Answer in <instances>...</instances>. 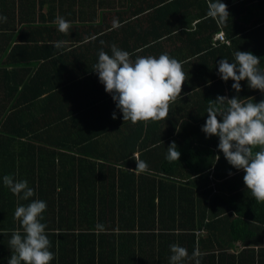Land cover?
Instances as JSON below:
<instances>
[{
    "label": "crops",
    "instance_id": "1",
    "mask_svg": "<svg viewBox=\"0 0 264 264\" xmlns=\"http://www.w3.org/2000/svg\"><path fill=\"white\" fill-rule=\"evenodd\" d=\"M208 2L45 0L42 3V0H0L1 14L17 12L14 21L6 23L10 27L0 28V119L9 115L13 107L20 113L16 132L0 134V152L7 164L14 163L15 171L29 179L28 184L33 186L37 197V187H49L52 180L39 184L33 165L31 167L28 162L32 160L42 168L41 163L47 156L56 159L60 155L55 164H46L47 169L55 165L56 170L70 172L54 182L57 189L53 198L58 199L56 218L58 213L61 218L65 215L60 209L58 212L59 201L63 205L73 198L78 201L81 197L83 201L91 196L92 188L98 197L101 188H117L120 171H125L134 174L132 185H128L134 190H130L128 200L126 197L120 199L115 192L114 201L144 202L147 205L152 195L140 196L137 188H155L154 202L163 203L162 221L170 223L165 216L169 205L165 208V204L177 197V193L168 187L184 182L178 175L174 178V174L185 173L187 163L182 153L179 161L169 162L166 159L168 146L174 141L177 150H182L181 139L201 140L202 145L218 139L217 136L206 137L201 130L208 118L209 100H215L217 96H238L249 100L251 90H256L258 96L263 94L250 88L247 80L240 82L242 90L237 93L232 88L234 81L225 82L220 78L218 62L221 59L234 62V53L238 50L250 51L264 59V48L256 45L259 39L245 36L250 26H259L256 23L261 19L264 0H221L227 4L230 14L226 24H219L207 16ZM25 9L40 10L44 21L49 23L39 24L36 19L34 24L43 29L51 27L48 34H41L46 43L40 42L37 28H33L32 34L25 30L24 20L19 17V12ZM57 17L71 22L69 33L58 30ZM0 24L4 25L3 22ZM244 28L248 29L244 32ZM219 33H223L224 41L216 37ZM58 41L65 42L60 49L54 47ZM112 45L129 52L133 61L137 56L158 58L168 53L182 62L187 79L182 85L181 96L169 106L167 120L135 124L123 120L122 112L116 108L111 94L105 91L94 71L98 53L103 50L111 55ZM113 112L116 119L112 118ZM19 122H27L30 131L23 130ZM57 124L62 128H56ZM186 125H190L188 128L193 131H184ZM135 159L145 161L148 170L135 171ZM101 192L103 194L105 189ZM134 211V220H141L137 207ZM174 218L175 221L170 223L173 226L171 233L185 234L178 216ZM183 218L186 220L187 217ZM102 232L114 235L112 240L106 236L104 240L110 245L112 241L117 250L121 243L118 230ZM194 233L196 236L205 235L206 230L197 229ZM180 241L177 244L180 245ZM182 247L187 249V245ZM133 249L137 248L134 246ZM195 250H198L197 246ZM207 254L201 253L200 257ZM113 259L115 264H120V256ZM182 262L190 264L191 260L186 258Z\"/></svg>",
    "mask_w": 264,
    "mask_h": 264
},
{
    "label": "trees",
    "instance_id": "2",
    "mask_svg": "<svg viewBox=\"0 0 264 264\" xmlns=\"http://www.w3.org/2000/svg\"><path fill=\"white\" fill-rule=\"evenodd\" d=\"M44 2L45 0H42V3ZM26 10L19 12V17L24 20L25 30L32 34L33 28H37L40 32V42L46 43L41 34H48L51 27L45 26L43 29L41 26H34L36 19L39 24H46L47 21H44L40 10ZM16 13L0 12V15L7 16L6 22H3L4 25L0 24V28L10 27L7 24L11 20L14 21ZM256 24L259 26H250L245 36L249 38L256 36L259 39L256 45L263 49L264 9L261 11V19H258ZM247 29L244 28L242 31L245 32ZM34 47L36 46H32ZM260 67L264 69V59H261ZM248 96H252L249 99L252 102L264 99V93L258 96L256 90H251ZM247 101L245 99V102ZM19 114L13 107L9 115L0 119V134L16 132ZM19 125L23 126V130L30 131L27 122H19ZM188 126L190 125L184 126V131H193ZM55 127L62 128V125L57 124ZM218 144L219 137L203 145L201 140L181 139L180 145L183 149L178 150L186 158L187 171L174 174V178L178 175L184 182L177 185L172 182L173 184L169 185L168 188L175 191L177 197H173L165 204V208L169 205L165 216L170 223L178 216L181 230L186 231L183 235H174L170 231L173 226L170 223H163V203L154 202V195L157 194L155 188H137L140 196L152 195L147 205L144 202L132 204L128 201L119 200L118 203L114 201L115 192L120 199L126 197L128 200L130 190H134L128 187L130 183L132 185L134 174L125 171H120L117 188L114 186L103 188L105 189L103 194L101 188L97 192L98 197H95V188H92L91 196L87 195L88 198L83 201L81 197L78 201L73 198L65 205L59 201L58 212L64 211L65 215L61 218L58 213L56 218L58 199L53 198V193L57 189L54 182L70 172L58 168L56 170L55 165L47 169L46 164L48 166L55 164L60 155L56 159L47 156L41 163L42 168H38L40 165L38 163L35 165L32 160L28 162L30 166L33 165L31 167L35 170L39 184H45L48 180H52V183L49 187H37L38 197L34 195L29 200H22L3 184V176L11 175L15 180L29 179L22 177L21 172L15 171L14 163L7 164L0 152V264H8L12 254L9 245L11 232L16 229L23 232L20 222L14 217L17 205H27L33 199L47 203L42 223L47 225L46 233L52 243L50 250L55 253V259L50 264H115L114 256L121 257L120 264H170L172 254L170 245L177 244L178 240H181L180 246L187 245V259L191 260L190 264H195L191 257L196 246L201 253H208L204 257H199L201 264H264V202H257L251 191L247 190L243 181L245 175L243 169L237 170L231 166L218 149ZM258 150L259 147L254 149ZM216 156H219L218 160ZM212 167L213 170L210 171ZM230 172L232 175H229ZM30 174L34 175V172L31 171ZM29 187L34 190L33 186ZM135 207L138 208L141 220H134ZM183 217H187L186 220ZM97 225H101L102 228H98ZM197 229L200 231L205 229L206 234L197 235V239L194 233ZM53 230L59 232L52 233ZM104 230L109 232L118 230L117 237L121 243L117 250L112 241L110 245V242L104 240L105 236L112 240L114 235L105 234L102 232ZM96 231L99 233H95ZM134 246L137 249H133Z\"/></svg>",
    "mask_w": 264,
    "mask_h": 264
},
{
    "label": "clouds",
    "instance_id": "3",
    "mask_svg": "<svg viewBox=\"0 0 264 264\" xmlns=\"http://www.w3.org/2000/svg\"><path fill=\"white\" fill-rule=\"evenodd\" d=\"M207 16L219 24H226L230 17L228 6L221 0H209ZM7 17L0 15V22ZM55 23L62 33H69L70 21L57 17ZM64 41L54 44L56 49L64 46ZM235 61L221 59L218 62V74L227 82L234 81L232 88L239 93L241 81L247 80L248 86L264 93V69L260 67L261 58L250 51H236ZM100 83L107 93L111 94L116 108L123 114V120L133 124L140 121L167 120L169 106L181 96L182 85L187 79L182 62L163 53L159 57L137 56L133 61L131 54L116 45L111 46V55L101 50L98 62L94 65ZM208 118L202 126L206 137L218 136V149L227 162L235 169H243L247 190L257 202H264V99L252 102L234 96H217L208 101ZM219 117V119H218ZM112 118L116 119L113 112ZM259 147L258 151H254ZM181 153L173 141L167 148L166 159L169 162L179 161ZM219 156H216V160ZM135 171L148 170V164L135 159ZM229 175H232L230 172ZM3 184L22 200L34 196V190L27 180H15L11 175L3 176ZM22 194V195H21ZM47 203L33 199L27 205L18 204L14 217L22 226L23 232L16 229L11 232L9 245L11 256L8 264H50L55 259L51 251L52 243L46 233L47 225L42 223ZM102 228L101 225H97ZM6 234V233H2ZM170 264H182L188 258V251L179 244L170 245ZM201 253L194 250L192 259L201 264Z\"/></svg>",
    "mask_w": 264,
    "mask_h": 264
},
{
    "label": "built area",
    "instance_id": "4",
    "mask_svg": "<svg viewBox=\"0 0 264 264\" xmlns=\"http://www.w3.org/2000/svg\"><path fill=\"white\" fill-rule=\"evenodd\" d=\"M216 37H217L219 40H221V41H224V40H225V39H224V35H223V33H219V34H217Z\"/></svg>",
    "mask_w": 264,
    "mask_h": 264
},
{
    "label": "rangeland",
    "instance_id": "5",
    "mask_svg": "<svg viewBox=\"0 0 264 264\" xmlns=\"http://www.w3.org/2000/svg\"><path fill=\"white\" fill-rule=\"evenodd\" d=\"M237 246H240V245H237ZM230 252V251H229Z\"/></svg>",
    "mask_w": 264,
    "mask_h": 264
}]
</instances>
